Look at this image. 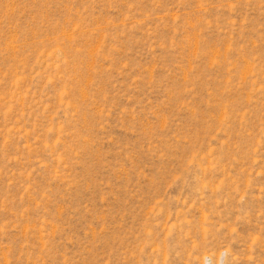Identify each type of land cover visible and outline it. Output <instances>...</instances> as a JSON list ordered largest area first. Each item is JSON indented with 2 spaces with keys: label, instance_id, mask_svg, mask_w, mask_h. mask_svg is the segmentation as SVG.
<instances>
[{
  "label": "rangeland",
  "instance_id": "1",
  "mask_svg": "<svg viewBox=\"0 0 264 264\" xmlns=\"http://www.w3.org/2000/svg\"><path fill=\"white\" fill-rule=\"evenodd\" d=\"M204 255L264 264V0H0V264Z\"/></svg>",
  "mask_w": 264,
  "mask_h": 264
},
{
  "label": "bare ground",
  "instance_id": "2",
  "mask_svg": "<svg viewBox=\"0 0 264 264\" xmlns=\"http://www.w3.org/2000/svg\"><path fill=\"white\" fill-rule=\"evenodd\" d=\"M160 251H161V250H160ZM205 257H206V258H209V259H210V264H212L213 261H212V258H211L209 255H204V256H203V258H202V263H203V260H204ZM219 259H220V255L217 257V262H218Z\"/></svg>",
  "mask_w": 264,
  "mask_h": 264
}]
</instances>
